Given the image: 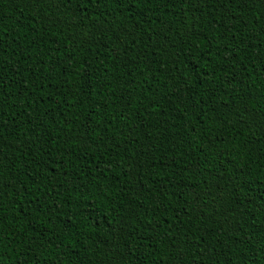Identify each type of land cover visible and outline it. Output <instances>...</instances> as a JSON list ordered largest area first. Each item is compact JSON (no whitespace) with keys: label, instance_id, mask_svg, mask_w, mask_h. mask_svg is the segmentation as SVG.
Here are the masks:
<instances>
[{"label":"trees","instance_id":"1","mask_svg":"<svg viewBox=\"0 0 264 264\" xmlns=\"http://www.w3.org/2000/svg\"><path fill=\"white\" fill-rule=\"evenodd\" d=\"M0 264H264V0H0Z\"/></svg>","mask_w":264,"mask_h":264}]
</instances>
